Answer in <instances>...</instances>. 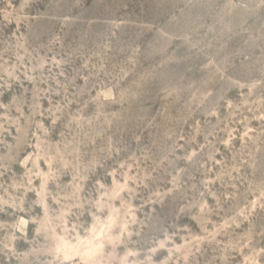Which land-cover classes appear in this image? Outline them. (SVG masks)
<instances>
[{"label":"rangeland","instance_id":"1","mask_svg":"<svg viewBox=\"0 0 264 264\" xmlns=\"http://www.w3.org/2000/svg\"><path fill=\"white\" fill-rule=\"evenodd\" d=\"M0 264H264V0H0Z\"/></svg>","mask_w":264,"mask_h":264}]
</instances>
